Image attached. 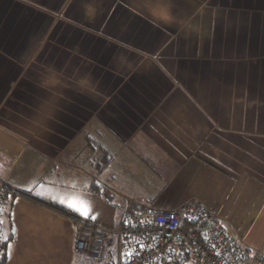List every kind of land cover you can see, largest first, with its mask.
I'll return each mask as SVG.
<instances>
[{"label":"crops","instance_id":"0c3cea01","mask_svg":"<svg viewBox=\"0 0 264 264\" xmlns=\"http://www.w3.org/2000/svg\"><path fill=\"white\" fill-rule=\"evenodd\" d=\"M0 183L4 264H94L129 201L261 252L264 0H0Z\"/></svg>","mask_w":264,"mask_h":264},{"label":"built area","instance_id":"2783aa9c","mask_svg":"<svg viewBox=\"0 0 264 264\" xmlns=\"http://www.w3.org/2000/svg\"><path fill=\"white\" fill-rule=\"evenodd\" d=\"M9 192L0 183V210ZM81 223L74 228V252L94 264H264L259 252L250 254L193 202L153 211L129 201L117 227ZM2 253L0 229V259Z\"/></svg>","mask_w":264,"mask_h":264},{"label":"snow or ice","instance_id":"6c2138e0","mask_svg":"<svg viewBox=\"0 0 264 264\" xmlns=\"http://www.w3.org/2000/svg\"><path fill=\"white\" fill-rule=\"evenodd\" d=\"M62 203H66L69 207L73 208L75 211L80 212L81 215L88 216L89 207L84 201L78 200V198H73L71 201H61Z\"/></svg>","mask_w":264,"mask_h":264},{"label":"rangeland","instance_id":"374dc122","mask_svg":"<svg viewBox=\"0 0 264 264\" xmlns=\"http://www.w3.org/2000/svg\"><path fill=\"white\" fill-rule=\"evenodd\" d=\"M263 230H264V227H263ZM262 237L263 236L256 235L255 239L253 241L254 245H260V243L264 240V238H262ZM247 249H248V252L250 254H255V253L259 252L261 254V260L264 261V249L263 248H261V252L259 251L260 250L259 247L258 248H254L255 250L254 249L252 250L250 248H247Z\"/></svg>","mask_w":264,"mask_h":264},{"label":"trees","instance_id":"16d2710c","mask_svg":"<svg viewBox=\"0 0 264 264\" xmlns=\"http://www.w3.org/2000/svg\"><path fill=\"white\" fill-rule=\"evenodd\" d=\"M99 160H102V158H100ZM100 164V163H99ZM101 165V167H102V164H100ZM53 210H56V211H58L57 210V208H55V207H52V206H50ZM6 261V255H5V253H4V251H3V253H2V257H1V259H0V264H4V262Z\"/></svg>","mask_w":264,"mask_h":264}]
</instances>
